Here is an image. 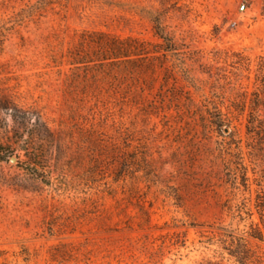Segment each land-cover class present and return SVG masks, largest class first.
Masks as SVG:
<instances>
[{"label":"rangeland","instance_id":"374dc122","mask_svg":"<svg viewBox=\"0 0 264 264\" xmlns=\"http://www.w3.org/2000/svg\"><path fill=\"white\" fill-rule=\"evenodd\" d=\"M85 32L147 52L75 67ZM8 103L53 137L36 168L1 109L0 264H238L240 236L264 260V0H0Z\"/></svg>","mask_w":264,"mask_h":264},{"label":"trees","instance_id":"16d2710c","mask_svg":"<svg viewBox=\"0 0 264 264\" xmlns=\"http://www.w3.org/2000/svg\"><path fill=\"white\" fill-rule=\"evenodd\" d=\"M155 28L160 37L164 39L161 48L164 50L163 55L167 58L170 53L175 52V43L173 38L165 32L164 27L159 21H156ZM79 45L80 46L69 50V62L75 67H78L80 63L100 60V69L98 70L100 72H106L107 65H109L111 69H114L115 66L120 67L122 63L135 62L139 55L147 52L144 51L145 42L141 41L138 37H120L104 32L83 33ZM87 47H92V52L90 49H87ZM1 109L9 112L14 121L12 131L17 137L11 144L17 143L19 149H24L27 156L31 159V163L38 168L40 165L39 159L47 155L44 140L48 141V136L51 138L53 137V132L49 125L46 121H43L42 115L40 113H35L34 110H29L28 114L36 115L38 121H27V109L9 105V103L0 105V111ZM1 119L0 117V121ZM209 120L213 121V124H216L218 127L224 126L229 128L227 121H230V119L219 109L213 111L212 117ZM26 130L29 136L27 138H21V134ZM13 154L14 151L9 146L0 143V159H9ZM243 178L245 181L248 179L246 174L243 175ZM256 207L259 210L261 222L264 224V191L262 194L258 195ZM252 228V236L260 238L263 236V232L258 226V223L253 222ZM238 240L239 242L236 244H234V241H232L233 243L226 241V243L231 245V247L228 248L232 250L231 254L237 257L238 264H264V260L261 256L249 246L247 238L240 236ZM232 246H237L238 249H233Z\"/></svg>","mask_w":264,"mask_h":264},{"label":"built area","instance_id":"2783aa9c","mask_svg":"<svg viewBox=\"0 0 264 264\" xmlns=\"http://www.w3.org/2000/svg\"><path fill=\"white\" fill-rule=\"evenodd\" d=\"M241 9H244L246 7V4L245 2H242L241 5H240Z\"/></svg>","mask_w":264,"mask_h":264},{"label":"water","instance_id":"95a60500","mask_svg":"<svg viewBox=\"0 0 264 264\" xmlns=\"http://www.w3.org/2000/svg\"><path fill=\"white\" fill-rule=\"evenodd\" d=\"M11 160H12V161H16V160H17V157H16V156H12V157H11Z\"/></svg>","mask_w":264,"mask_h":264}]
</instances>
